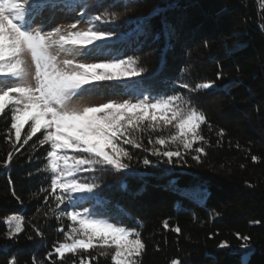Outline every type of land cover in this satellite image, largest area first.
I'll return each mask as SVG.
<instances>
[{
	"label": "trees",
	"instance_id": "trees-1",
	"mask_svg": "<svg viewBox=\"0 0 264 264\" xmlns=\"http://www.w3.org/2000/svg\"><path fill=\"white\" fill-rule=\"evenodd\" d=\"M77 7L87 20L115 12L118 20L96 22L98 29L122 38L103 52L110 58L138 56L146 69L133 78L142 84L116 81L113 86L150 98L183 94L204 112L207 123L200 132L208 143L195 145L205 148L199 163L190 152L187 163L174 157L169 164L152 150L157 138L174 133L171 126L135 132L142 147L121 145L132 157L122 161L129 169L101 164L81 172V180L98 187L91 194H74L75 208L67 201L57 208L54 197L41 191L50 188L52 179L48 146L33 147L36 137L23 147L18 144L20 151L5 169L11 144L5 138L8 123L0 118V264L12 257L16 264H33L34 257L48 264L47 253L73 224L61 211L85 209L92 218L139 231L146 246L142 264L174 259L181 264H264V0H82ZM140 18L143 34L137 27ZM181 82L214 87L189 92L179 87ZM145 158L152 163L145 166ZM195 186L206 194L199 202L188 194ZM10 215L25 219L18 239L6 235ZM176 227L180 233L172 231ZM243 236L250 237L247 248ZM99 253L97 248L81 255L95 256L89 264H111L110 255ZM52 259L60 264L58 257ZM74 259L66 253L64 264Z\"/></svg>",
	"mask_w": 264,
	"mask_h": 264
},
{
	"label": "snow or ice",
	"instance_id": "snow-or-ice-1",
	"mask_svg": "<svg viewBox=\"0 0 264 264\" xmlns=\"http://www.w3.org/2000/svg\"><path fill=\"white\" fill-rule=\"evenodd\" d=\"M50 2L0 0V118L8 123L5 138L11 144L2 166L5 169L9 167L13 155L20 151L18 144L23 147L36 137L32 146L35 147L37 143L41 147L48 146L45 159L47 170L52 173L50 188L41 191H47L54 197L57 208L66 201L75 208L78 197L74 194H91L98 187L81 180V172L93 171L95 165L101 164L111 165L117 170L129 169L130 165L122 161L124 158L131 160L132 157L121 145L142 147L133 135L135 132L171 126L175 130L173 134L155 140V145L164 146V150L156 149L154 145L152 155L167 158L169 164L174 162V157L187 163L185 155L195 152L191 158L199 163L200 154L205 152V148H193V145L197 142L208 143L200 132L201 125L206 124L207 120L204 112L194 107L183 94L150 98L139 93L135 101H112L99 106H80L76 103L87 93L95 91L101 82L130 81L142 84V81L133 78L141 77L146 69L139 66L138 56L127 59L113 57L98 63L76 59L78 55L103 54V49L122 39L114 31L100 30L96 26V22L110 23L118 20L119 16L115 12L111 16L108 13L96 15L87 21L89 26L86 29L78 28L77 23L69 25L67 29L57 27L51 31L33 27V21ZM68 2L71 3L68 11L75 12L82 0ZM51 6L56 7V4L52 3ZM79 15H85L83 8ZM142 23L143 18H140L137 25L140 34H143ZM217 78H220V74ZM179 87L198 92L213 88L214 84L199 83L192 87L181 82ZM38 133L40 136H37ZM219 135H224L222 130ZM170 145L176 146V149L172 150ZM180 146L184 152L179 150ZM251 159L256 161L258 158L252 156ZM151 163L149 159H143L145 166ZM44 201L47 203V196ZM60 215H66L73 224L66 232L63 228L59 229L65 232L63 241L55 244L53 250L47 253L45 259L48 264H56L53 256L64 264L66 253L77 257L72 264H88L89 258L95 259V256L81 254L97 248L101 256L110 255L111 264H142L140 257L146 246L139 231L92 218L87 209L83 213L61 211ZM5 223L9 238L18 239L25 232V219L21 215H10ZM163 227L168 229L167 221ZM36 231L42 235L39 229ZM172 231L180 233L181 229L176 227ZM31 238L29 235L28 239ZM240 238L244 241L242 247H249L247 242L250 237ZM220 247L227 245L221 244ZM244 259L246 261L247 257ZM8 264H16L15 257ZM33 264H44V260L38 261L34 257ZM171 264L181 262L174 259Z\"/></svg>",
	"mask_w": 264,
	"mask_h": 264
},
{
	"label": "rangeland",
	"instance_id": "rangeland-1",
	"mask_svg": "<svg viewBox=\"0 0 264 264\" xmlns=\"http://www.w3.org/2000/svg\"><path fill=\"white\" fill-rule=\"evenodd\" d=\"M52 3H55L56 7H52ZM69 7H71V3L68 2V0H65V2H61V0H51V2L43 8L40 14L33 21V27H42L45 31H51L57 27L61 29H67L69 25L77 23L78 28L86 29L89 26L87 23L88 20L84 16L81 17L79 15V7H77L75 12H69ZM76 59L86 63H98L106 62L112 58L103 52V54L100 55L95 53L89 55H78L76 56ZM113 83H116V81L101 82L95 91L87 93L85 96L78 99L76 103L80 106H99L103 103L112 101L123 102L130 99L135 101V99L138 97V95L131 94L119 87L113 86ZM25 130H27V126H25ZM170 133L173 134V130H171ZM171 134H169L167 137H169ZM195 145H199V142L194 143L193 148H195ZM161 147L162 150H164V146ZM169 147L172 150L176 149V146L174 145H170ZM179 150L181 152L184 151L182 146L179 147ZM200 190L201 188L195 186L188 190V194L194 197L197 202H199L201 201L200 199H203V196L205 197L206 195H204V192L200 193Z\"/></svg>",
	"mask_w": 264,
	"mask_h": 264
}]
</instances>
